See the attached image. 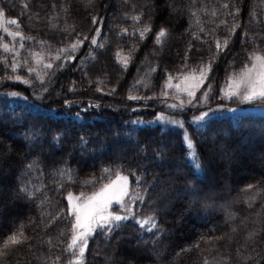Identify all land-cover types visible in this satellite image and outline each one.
<instances>
[{
	"label": "trees",
	"instance_id": "1",
	"mask_svg": "<svg viewBox=\"0 0 264 264\" xmlns=\"http://www.w3.org/2000/svg\"><path fill=\"white\" fill-rule=\"evenodd\" d=\"M25 3L27 9L23 7ZM53 3L56 4L55 9ZM224 3H229L228 9L221 7ZM62 4L67 12L61 9ZM235 6L240 8L239 16L235 17L240 27L232 35L228 49L217 57L212 66L208 81L212 83V92L205 106L216 102L228 103V100L240 104L235 98L224 99L221 89L226 87L230 74L238 73L250 62L248 52L254 48L264 52V0H237ZM0 7L5 9L6 18L19 21L20 29L10 25L11 30H20L26 37L33 38L20 41L0 30V44L8 43L19 53L16 56L0 48V78L20 75L31 81V84H23L15 80H0V182L12 183L7 197H14L12 204L4 207V215H0V242L21 222L25 225V234L30 237L26 244L9 253L0 264H41L37 257L47 256L50 251L53 257L61 255V264H68L72 255L63 249L70 237L67 231L70 218L57 219L51 225L42 223V220L47 221L50 216L66 211L69 191L74 194L90 192L100 183H106L107 180H102L95 187L85 183L92 178L98 180L104 168L120 169L129 175L131 190L143 192L144 187L148 188L145 203L134 206V211L140 218L155 211L157 223L163 231L149 233L140 229L134 219L125 221L111 238L98 233L89 240L85 264H205V261L207 264H236V249L245 242L247 232L264 229V175L257 172L246 174L247 167L234 163L239 161L240 151H249L244 159L264 166L263 138L257 142L245 134L249 130L264 128V112L251 109L223 112L209 116L204 127H197L187 119L188 110L193 107L179 108L177 111L186 119L184 127L196 145L195 150L199 155L204 152L207 161L212 163V168H208L206 160L199 156L200 169L190 164L182 130L163 121H152L157 115L158 106L152 96L158 93V79L166 73L180 74L182 65L186 64L190 70L209 60L216 51L215 38L223 40L228 37V29L234 23L228 14L232 11V0H94L92 7H85L82 0H0ZM213 10L218 12L215 17L211 15ZM141 11L144 16L139 24L124 16V13L134 15ZM150 11L153 32L144 41L135 36L117 35L121 28H127L129 32L135 27L142 28L149 22ZM192 12L199 16V24ZM93 16L103 17L98 41L104 47L90 48L86 41L81 49L71 53L76 57L74 61L59 67L62 61L53 59L56 50L72 42L77 33L92 37L98 26L91 23ZM49 17L54 18L49 20ZM221 20H226L227 24H220ZM69 26L76 29L71 35L64 31ZM161 26L170 30L162 47L154 44L155 32ZM200 27L205 32H200ZM193 32L201 38L194 39ZM40 41L45 43L42 45ZM21 42L23 48L19 47ZM133 45L138 47L132 54V62L127 70H122L116 63L115 53L120 48L127 53ZM90 51L95 56L94 60L89 57ZM32 52L42 53L45 62L53 63V68L35 65L30 55ZM150 52L159 55L151 57ZM14 56L17 61H28L15 73L9 66ZM5 57L7 63L4 62ZM147 63L156 68L148 74L151 82L140 89L133 86L130 91V81ZM29 66L37 67L41 74L47 73L43 84L27 71ZM98 77L105 83H97ZM73 86L75 91H69ZM45 87L47 92L43 90ZM98 87L104 91H97ZM113 87L116 91L109 94ZM11 92L20 95H7ZM132 94L142 99H128ZM65 101L71 103L66 104ZM53 119L64 122L55 125L50 123ZM139 119L144 122H138ZM108 122L121 125V129L107 133L93 130L102 124L107 127ZM76 125H79L80 132L75 131ZM227 129L230 133L225 135L223 132ZM20 131L25 133L16 134ZM155 132L173 135L175 145L167 156L161 153L172 139L163 141V145L148 153ZM218 133L226 138V148L220 151V156L207 154L201 141L205 137L209 139V134ZM7 135L9 141L5 140ZM166 135L162 136L163 139L167 138ZM41 141H49L53 145L43 154L39 148ZM87 144L96 145L100 153L81 155L78 148ZM109 149L114 151L112 156L104 153ZM55 151L60 153L55 155ZM136 154L141 158L140 162L130 158ZM222 156H232L233 161L228 162ZM156 158L158 162L153 163ZM29 163L34 165L32 169L26 167ZM241 169L245 174L239 172ZM62 172L66 174L61 175ZM133 172L141 177L139 184L131 175ZM209 173L210 176L216 174L211 185L207 182ZM68 175H71V180ZM234 183L228 199L211 194L213 190H222ZM249 184L261 190L251 208L245 201L257 189L246 194L242 190ZM24 185L35 193L33 197L18 192ZM114 208V211L122 213L118 206ZM203 212L205 220L200 221ZM229 214H234V219L230 220ZM233 228L237 229L235 234ZM61 230L65 233L59 238L63 243L50 250L43 241L56 237ZM210 237L223 238L209 240ZM52 243L57 244V240L53 239ZM256 247L264 255V232H261ZM260 264H264V260Z\"/></svg>",
	"mask_w": 264,
	"mask_h": 264
},
{
	"label": "snow or ice",
	"instance_id": "2",
	"mask_svg": "<svg viewBox=\"0 0 264 264\" xmlns=\"http://www.w3.org/2000/svg\"><path fill=\"white\" fill-rule=\"evenodd\" d=\"M85 4V7L94 6V0H82ZM127 2V0H126ZM194 2V0H193ZM237 0H232V11L228 14L231 15L234 19L233 25L228 29L229 35L228 37L221 40L220 38H215V53L207 60L206 62L202 61L198 67L188 69L187 65H182V69L180 74L177 76H173L171 73L168 74L167 80L165 81L164 91L162 92L163 96H168V89H174L177 93L176 99L179 100L178 104H170L168 107L176 109V108H184L186 106L185 101L180 99V93L185 94L187 99V105H193L194 102L196 104H206L208 102L209 96L212 92V83L208 82L210 78V74L212 73V66L215 63L217 57L228 49L231 37L236 32L237 28L240 27L239 23L235 22V17L239 16L240 8L236 7ZM170 8L171 4L168 5ZM229 3H224L221 7L223 9L229 8ZM25 9H27L28 5L25 3L23 5ZM52 7L55 9L56 4L53 3ZM135 6L133 5V9ZM61 9L67 12V8L64 5H61ZM59 13H56L58 16ZM212 16H217L218 12L213 10L211 12ZM253 20H255V12H253ZM6 16V11L4 8L0 7V30L6 33L8 36H11L13 39L19 38L20 41H24L25 39H33L32 37H26L24 33L20 30L10 31L7 25L15 26L17 29H20V24L18 19H4ZM126 19H131L134 23L139 24L142 21L144 16V12L141 11L137 14L124 13ZM192 16L196 17L197 23L199 24V16L196 12H192ZM54 17H49V20H52ZM151 11L149 12V22L145 23L144 26L135 27L131 32L127 28H121L117 35L120 36H135L138 37L139 41H144L149 34L153 32L152 24H151ZM91 23L93 25H98L95 28V34L92 37H89L85 34L77 33L75 39L56 50L55 55L53 56L54 60L62 61L59 67H64L65 64L70 63L76 59L74 55L71 53H76L79 49H81L85 42L88 41L90 44V48H103L104 44L99 43L98 37L101 35L102 25H103V17L93 16ZM220 24H227L226 20H221ZM65 33L71 35V33L75 32L76 29L74 26H69L64 29ZM200 32H205L203 27H200ZM170 35V30L167 27L161 26L158 31L155 32L154 35V44L157 46H163L168 37ZM247 36V32L244 33ZM194 39H200L195 32L192 33ZM43 45L45 42L40 41ZM20 48L24 47V44L21 42L19 45ZM138 45H133L131 49L127 53L124 52L123 48H120L115 53L116 63L121 67L122 70H127L128 66L132 62V54L135 48ZM0 48L4 50V52H12L15 53L16 56L19 55L16 48L14 46H10L8 43L0 44ZM32 56L35 65L41 66L44 69H52V62H45V56L40 52H32L30 53ZM249 64H245L242 69L238 73H232L228 76L227 79V89H221L224 92L225 99L239 98L243 102H251L255 100H264V52L258 51L255 48L247 53ZM187 56V54H186ZM89 57L91 59H95V56L90 51ZM7 63V58L4 60ZM28 64V61L25 59L23 62L17 61L15 56L12 59V63L9 65L15 73L17 69L23 67ZM29 73L34 74L35 79L39 80L41 84L44 83L45 75L47 73L41 74L37 67L29 66L27 68ZM150 71H156L155 67H152ZM187 71V74H185ZM198 73V75H197ZM87 75V73H85ZM15 80L19 81L23 84H31V81L25 77L20 75L13 76H5L0 78V80ZM178 80V83L173 84V80ZM92 81H89L91 83ZM207 86L205 87V84ZM97 83L103 84L104 80L97 78ZM138 84H142L143 80H138ZM203 89V91H201ZM47 92V88L43 89ZM69 91H75V87H70ZM97 91H104L103 88H97ZM116 91V88L113 87L109 89V94H112ZM201 91V96L197 98V92ZM7 95H11L13 97H17L20 94L16 92L8 93ZM151 98V97H149ZM128 99L130 100H139L142 97L129 95ZM66 104H70V101H65ZM212 109L209 108L208 111L201 112L199 115L192 117V122L197 127H204V122L208 120L210 114L212 113ZM160 121H167L171 124L177 125L180 128L184 127L183 121L176 119H169L168 116L161 113L156 118ZM183 140L189 149V160L192 167L196 169L201 168V161L199 158L198 152L195 150L196 145L192 140L191 136L187 131L184 132ZM10 151V149H9ZM33 164L29 163L26 165L28 169L33 168ZM102 176L97 180L96 178L89 179L85 181L86 184H92L93 187L96 184L100 183L102 180H107V183H100V186L97 190L92 191L90 194L81 192L78 195L69 191L66 196L67 200V209L66 211L62 210L61 213H57L55 216H50V219L47 221L42 220V223L46 225H51L57 219H69L71 221L70 228L67 230L70 233V237L63 251L71 253L73 259L68 261V264H85V255L88 250L89 240L92 239L96 234H102L106 238H111L112 233L123 226V222L129 221L130 219H134L135 223L139 225L140 229L143 231L152 233L154 230L159 233L162 232L163 229L157 223V215L156 212L153 211L151 215H148L144 218H140L138 213L134 211V206L143 205L145 203V196L148 194V188L144 187L143 192L134 191L130 189V181L129 175L123 174L120 169H111L104 168L102 170ZM66 173H61V175H65ZM132 176L136 177L137 184L140 183L141 177L136 176V173H131ZM114 176V179L111 178ZM68 179L71 180V175H68ZM62 188L63 185H60ZM254 188L257 189V192L248 196L245 201L248 206L252 207V202L255 200L256 195L261 191L256 185L249 184L242 191L246 194L251 192ZM19 193L27 195L29 198L35 195L34 192L30 191L26 185L20 187L18 189ZM19 198V197H18ZM43 204L44 201H41ZM113 205L119 207L122 210V213L119 211H113ZM50 215V214H49ZM230 220L234 219V214H229L228 217ZM31 223V222H30ZM39 227V225H37ZM246 227V225H245ZM232 232L235 234L237 232L236 228L232 229ZM261 232H264V229H252L247 232L245 236V242L240 245L236 249L237 261L236 264H250V262H254V264H260L261 260H264V255L261 254L257 250L256 244L259 240ZM64 230L56 237H49L47 241H43L49 245V249L51 250L54 247H59L63 241L59 238L63 236ZM223 237H210L211 239H222ZM30 237L25 234V225L21 222L19 225L15 227V229L5 236L0 242V261L3 260L9 253L14 250H17L19 246L26 244L29 241ZM53 239L57 240V244H53ZM199 245H197L198 247ZM32 245L29 244V248ZM183 251V250H182ZM37 259L41 262V264H61V255H56L53 257L51 251L47 256L37 257ZM135 259V256L132 258ZM228 259H231L229 257ZM207 264V261H205Z\"/></svg>",
	"mask_w": 264,
	"mask_h": 264
},
{
	"label": "rangeland",
	"instance_id": "3",
	"mask_svg": "<svg viewBox=\"0 0 264 264\" xmlns=\"http://www.w3.org/2000/svg\"><path fill=\"white\" fill-rule=\"evenodd\" d=\"M170 12H172L171 10H170ZM4 19H8V18H4ZM8 27L10 26V25H7ZM13 28V27H12ZM9 29H10V31H15L14 29L13 30H11V28L9 27ZM173 51H175V49L173 50ZM157 53H155V52H150V55H151V57H154L155 55H156ZM157 55H159V54H157ZM156 57V56H155ZM152 59V58H151ZM152 64V63H151ZM249 64V66H251L250 65V62L248 63ZM153 66H151L150 64H145L144 65V67L143 68H141L140 70H138L137 71V73H136V75L134 76V78H133V80H131L130 81V83H129V88L128 89H130V91L131 90H133L132 88H133V86H135V87H137L138 89H140L139 87H141V88H143L144 86H146L147 84H148V82H151V81H149V78H148V74L149 73H151L152 71H150V69L152 68ZM102 68V67H101ZM168 74L169 73H166L165 75H163V76H161L159 79H158V81H157V86H158V93H156V95H154V96H152V97H154V99H155V101L156 102H154V103H156L155 105H157L158 107H157V115L155 116V118L152 120V121H160V120H157L156 118H157V116H159L161 113H163V114H165L166 116H168L169 117V119H176V120H180V121H183V123H184V121L186 120L185 119V117L183 116H181V112H179V111H177V110H179V108H176V109H173V108H170V107H168V105H170V104H178L179 103V100H177L176 99V96H177V93H176V91L174 90V89H168L167 91H168V96H163L162 95V92L165 90L164 89V85H165V81L167 80V76H168ZM185 74H187V72L185 71ZM173 76H177V75H179V74H172ZM197 75H198V73H197ZM138 80H143V83L142 84H138L137 83V81ZM179 81L178 80H173L172 81V83L173 84H175V83H178ZM224 89H227V85H226V87L224 88ZM201 91H203V89H201ZM201 91H198L197 92V98H199L200 96H201ZM132 93H134V92H132ZM222 93H224V92H222ZM135 94V93H134ZM133 95V94H132ZM180 95V99H182V100H184L185 101V104H186V106L187 107H189V106H192L193 108H191L190 110H188L189 111V113L187 114V119L189 120V121H191L192 122V117L193 116H196V115H199L201 112H204V111H208V109L209 108H211L213 111H212V113L210 114V116L211 115H215V114H220V113H223V112H234V111H241V110H249V109H251V110H256V111H261V112H264V100H255V101H251V102H243V101H241L239 98H235V99H237V101H239L240 102V104H235L234 102H230V100H228V103H215L214 105H208V106H205L204 104H196L195 102H194V104L193 105H187V99H188V97L185 95V94H183V93H180L179 94ZM224 95V94H223ZM217 98H219V100H221V98L220 97H217ZM225 99V98H224ZM236 102V101H235ZM234 103V104H233ZM202 105H204V106H202ZM185 106V107H186ZM184 107V108H185ZM183 108V109H184ZM197 109H198V111H197ZM184 118V119H183ZM48 118H46V120H47ZM37 120H41L40 119V117H37ZM54 121L52 122V121H50V123H52V124H55V125H59V124H63V122H64V120H62V119H53ZM138 122H140V123H143L144 121L143 120H140L139 119V121ZM162 122V121H161ZM163 122H166V123H168L169 125H172L174 128H178V129H181L182 130V132H183V135H184V132L185 131H187L186 130V128L185 127H183V128H180V127H178L177 125H174V124H171V123H169V122H167V121H163ZM49 123V124H50ZM104 123H106L105 121H104ZM193 123V122H192ZM108 126L107 127H103V124H102V126L101 127H96V129L95 128H93V130L95 131V130H103L104 132H111V131H119L120 129H121V125H118L117 123H113V122H108V124H107ZM123 126V125H122ZM110 127V128H109ZM109 128V129H108ZM261 130V131H260ZM75 131H78V132H80V127H79V125H76V129H75ZM155 131V129L153 130V132ZM230 129H227V130H224V134L225 135H227V134H229L230 132ZM263 131V132H262ZM13 133H14V131H12ZM12 133V134H13ZM25 132L23 131H20V132H17L16 134H24ZM245 134H247L248 136H250L251 138H253V140H257V142L259 141V140H261V137L263 138V140H264V128H260V129H255V130H249V131H247ZM164 135H166V134H159V132H155V136H154V139H153V141L151 142V143H149V145H150V151L148 152L149 154H151L152 152H154V149L156 148V147H159V145H163V141L164 142H169V140L170 139H172L169 143H168V145L165 147V148H163V150H162V153H161V155H164V156H167L166 154H167V152L175 145V142H173V139H174V137H173V135H168V133H167V138L165 137V139H163V137L162 136H164ZM223 135L221 134V133H218V134H209V139L208 138H206L205 137V140L204 141H201V146L203 147V149H205L206 150V153L207 154H216V155H219L220 156V151L222 150L223 151V149H224V147L226 148V145H225V140H226V138L224 139L223 137H222ZM6 137V141H9V136L7 135V136H5ZM25 139V138H24ZM174 141H175V139H174ZM263 145H264V142H263ZM52 144L49 142V141H41L40 142V145H39V148H40V153L41 154H43L45 151L47 152L49 149H51L52 148ZM63 147V146H62ZM218 148H220V150H218ZM113 150H114V147L112 148ZM76 150V149H75ZM113 150H107V151H104V153H108V155H110V156H112L113 155V153H114V151ZM60 151V150H59ZM59 151H55V153H53V154H55V155H58V153H60ZM111 153H110V152ZM152 151V152H151ZM45 152V153H46ZM78 152L82 155L83 153H87V152H90V153H92V154H97V153H100V150L96 147V145L95 146H88V144L87 145H83V146H81V147H79L78 148ZM241 152V156H239L240 158H239V161H235L234 163H236L237 165H239V166H245V167H247V172H246V174H253V173H260L261 175H264V166H259V165H257V164H255V163H252V162H250V161H246V159H244V155H247L248 153H250L249 151H245V152H242V151H240ZM169 153V152H168ZM79 155V154H78ZM107 155V156H108ZM160 155V156H161ZM188 155H189V151H188ZM131 159H133L135 162L137 161V162H140L141 161V158H139V155L137 156V154L136 155H132L131 157H130ZM207 158V157H206ZM222 158L224 159V160H229L228 162H232L233 161V158H232V156L231 157H227V156H222ZM246 158V157H245ZM220 159V158H219ZM222 159V160H223ZM158 159L156 158L155 160H152V162L153 163H155V162H158L157 161ZM221 160V159H220ZM90 163V162H89ZM255 164V165H254ZM157 166H159L158 164H156ZM10 166H12V165H10ZM11 168V167H10ZM159 168H161V167H159ZM162 169V168H161ZM163 171H169V169H162ZM170 170H172V169H170ZM242 171V172H241ZM241 171H239L241 174H245V170H242L241 169ZM5 173L6 172H8V170H5L4 171ZM239 172H238V174H239ZM177 174H180V172H178ZM209 176H210V173H209ZM213 177H216V174L215 175H211L210 177H209V180L207 181V182H209V185H211V181H212V179H214ZM15 178V177H14ZM17 178H15V180H16ZM113 179H114V177H113ZM108 182V181H107ZM106 182V183H107ZM213 182V181H212ZM11 184L12 183H8L6 180L5 181H1L0 182V215L2 216V215H4V213H5V209H4V207L6 206V205H11L12 204V200H13V196H12V198L11 197H7V194H10V191H11V188H10V186H11ZM234 185H235V183L234 184H230V186L228 187V188H224V189H219V190H216V191H214L213 190V192L211 193L213 196H215V197H218V198H220V199H223V200H225V199H228V197L230 196V192H231V190H233L234 189ZM210 188H213L212 186H210ZM98 189V188H97ZM97 189H95V190H97ZM195 189H197V188H195ZM95 190H93V191H95ZM92 191H90V192H84V193H87V194H90ZM79 193H81V192H79ZM79 193H76V195H78ZM6 196V197H5ZM5 197V198H4ZM114 207H116V205H113V208H112V210L114 211L115 210V208ZM218 207H219V205H218ZM215 211V210H214ZM194 213V212H193ZM205 214H204V212H203V214H201V218H200V221H203V220H205V216H204ZM200 223H202V222H200ZM189 226H192V224H189ZM72 259H73V257H72Z\"/></svg>",
	"mask_w": 264,
	"mask_h": 264
},
{
	"label": "bare ground",
	"instance_id": "4",
	"mask_svg": "<svg viewBox=\"0 0 264 264\" xmlns=\"http://www.w3.org/2000/svg\"><path fill=\"white\" fill-rule=\"evenodd\" d=\"M201 158H203V160H206V166L208 168H212V163H210L209 161H207L208 159L206 158V155L204 152H200V155H199Z\"/></svg>",
	"mask_w": 264,
	"mask_h": 264
}]
</instances>
